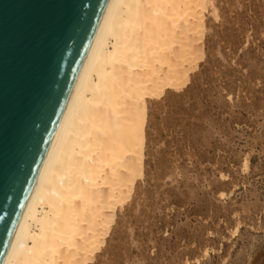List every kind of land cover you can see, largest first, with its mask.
Listing matches in <instances>:
<instances>
[{"label": "rangeland", "instance_id": "obj_1", "mask_svg": "<svg viewBox=\"0 0 264 264\" xmlns=\"http://www.w3.org/2000/svg\"><path fill=\"white\" fill-rule=\"evenodd\" d=\"M213 6L190 81L150 102L145 175L91 264H264V0Z\"/></svg>", "mask_w": 264, "mask_h": 264}, {"label": "bare ground", "instance_id": "obj_2", "mask_svg": "<svg viewBox=\"0 0 264 264\" xmlns=\"http://www.w3.org/2000/svg\"><path fill=\"white\" fill-rule=\"evenodd\" d=\"M213 5L108 1L3 264L95 262L145 175L150 102L190 81Z\"/></svg>", "mask_w": 264, "mask_h": 264}, {"label": "water", "instance_id": "obj_3", "mask_svg": "<svg viewBox=\"0 0 264 264\" xmlns=\"http://www.w3.org/2000/svg\"><path fill=\"white\" fill-rule=\"evenodd\" d=\"M108 1L0 0V264Z\"/></svg>", "mask_w": 264, "mask_h": 264}]
</instances>
